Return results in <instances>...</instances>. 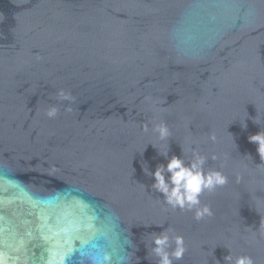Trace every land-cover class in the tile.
<instances>
[{"label": "water", "instance_id": "95a60500", "mask_svg": "<svg viewBox=\"0 0 264 264\" xmlns=\"http://www.w3.org/2000/svg\"><path fill=\"white\" fill-rule=\"evenodd\" d=\"M260 131L264 0H0V264H264ZM173 155L212 215L154 187Z\"/></svg>", "mask_w": 264, "mask_h": 264}, {"label": "clouds", "instance_id": "9594fccd", "mask_svg": "<svg viewBox=\"0 0 264 264\" xmlns=\"http://www.w3.org/2000/svg\"><path fill=\"white\" fill-rule=\"evenodd\" d=\"M63 99H69L70 96L60 92ZM58 112V108L52 106L48 109L47 115L54 117ZM156 131L159 132L160 138H166L170 133L167 126L163 123L157 125ZM212 139H215L213 135ZM250 142L258 145L257 152L261 159H264V132L260 131L249 137ZM215 158V157H214ZM205 157L197 156L190 165L185 164L183 158L178 155H173L168 160L167 164H160L156 167L155 172H152L154 177V187L166 196L167 202L174 208L180 206L192 209L199 205V194L203 189L213 190L217 185H224L227 182V177L220 171H209L206 175L203 171ZM166 173H170V179H166ZM196 219H202L205 215H212L211 208L208 205L196 207ZM176 247L169 252L170 237L167 232L158 235L155 238L154 252L160 258L159 264H172V258L176 260L182 258L185 252L184 238L181 235L174 237ZM225 260L231 261V254L225 257ZM235 264H253V260L249 256H239L235 260Z\"/></svg>", "mask_w": 264, "mask_h": 264}]
</instances>
